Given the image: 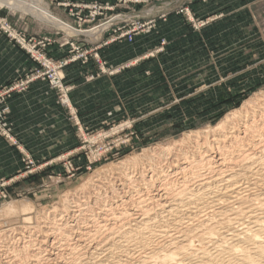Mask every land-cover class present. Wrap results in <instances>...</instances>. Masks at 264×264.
Wrapping results in <instances>:
<instances>
[{
	"label": "rangeland",
	"instance_id": "obj_1",
	"mask_svg": "<svg viewBox=\"0 0 264 264\" xmlns=\"http://www.w3.org/2000/svg\"><path fill=\"white\" fill-rule=\"evenodd\" d=\"M43 2L77 31L0 5V38L33 63L0 87V137L19 163L15 174L0 175V207L34 205L31 220L2 218L0 230L33 225L37 212L60 209V196L95 169L213 126L264 91V0ZM36 81L66 117L58 136L65 150L47 158L4 124L8 100Z\"/></svg>",
	"mask_w": 264,
	"mask_h": 264
},
{
	"label": "bare ground",
	"instance_id": "obj_2",
	"mask_svg": "<svg viewBox=\"0 0 264 264\" xmlns=\"http://www.w3.org/2000/svg\"><path fill=\"white\" fill-rule=\"evenodd\" d=\"M43 3L0 0L77 31ZM60 202L0 230V264H264V91L213 126L95 169ZM33 210L10 201L0 219Z\"/></svg>",
	"mask_w": 264,
	"mask_h": 264
},
{
	"label": "crops",
	"instance_id": "obj_3",
	"mask_svg": "<svg viewBox=\"0 0 264 264\" xmlns=\"http://www.w3.org/2000/svg\"><path fill=\"white\" fill-rule=\"evenodd\" d=\"M33 63L25 53L7 38H0V87L22 76ZM10 113L4 124L9 131L37 158L55 156L65 150L60 144L66 117L55 93L42 81H36L9 100ZM59 130L61 132L59 133ZM18 153L0 137V175L18 171Z\"/></svg>",
	"mask_w": 264,
	"mask_h": 264
},
{
	"label": "built area",
	"instance_id": "obj_4",
	"mask_svg": "<svg viewBox=\"0 0 264 264\" xmlns=\"http://www.w3.org/2000/svg\"><path fill=\"white\" fill-rule=\"evenodd\" d=\"M3 25H5V24H3ZM2 28H3V27H2ZM7 30H10L9 27L7 28ZM20 43H21V44H24V43H25L24 39L20 38Z\"/></svg>",
	"mask_w": 264,
	"mask_h": 264
}]
</instances>
